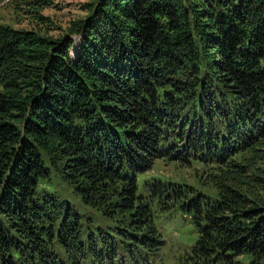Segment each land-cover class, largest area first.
<instances>
[{
    "label": "trees",
    "instance_id": "trees-1",
    "mask_svg": "<svg viewBox=\"0 0 264 264\" xmlns=\"http://www.w3.org/2000/svg\"><path fill=\"white\" fill-rule=\"evenodd\" d=\"M0 25V264H264V0H9ZM56 21V22H55ZM155 161L192 187L145 184Z\"/></svg>",
    "mask_w": 264,
    "mask_h": 264
},
{
    "label": "rangeland",
    "instance_id": "rangeland-1",
    "mask_svg": "<svg viewBox=\"0 0 264 264\" xmlns=\"http://www.w3.org/2000/svg\"><path fill=\"white\" fill-rule=\"evenodd\" d=\"M8 1L0 0V25L18 28L12 15V9L7 7ZM86 1L57 0V3L60 5L59 12L45 11L43 15L56 18V21H61L64 24L72 17L79 16L78 8ZM191 171L178 168L172 163L155 161L147 172L137 175L136 193L139 196L144 195L145 184L160 182L164 184L189 186L204 195H211L212 193L210 191L198 186ZM152 212L154 226L161 234L163 240V246L157 255L151 259L152 264H179L178 259L181 258L183 253L188 251L196 237V233L190 225L188 217L182 215L178 209L167 213H160L153 206Z\"/></svg>",
    "mask_w": 264,
    "mask_h": 264
}]
</instances>
